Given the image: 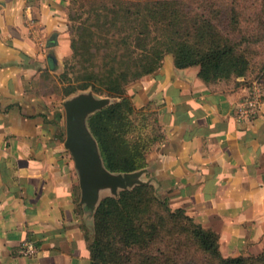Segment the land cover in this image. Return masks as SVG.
<instances>
[{"label":"crops","instance_id":"crops-1","mask_svg":"<svg viewBox=\"0 0 264 264\" xmlns=\"http://www.w3.org/2000/svg\"><path fill=\"white\" fill-rule=\"evenodd\" d=\"M65 3L0 0V264H90L96 208L81 202L64 108L43 95ZM243 79L205 82L198 66L177 68L168 56L134 92L156 111L162 135L131 171L135 185L216 233L224 257L257 250L264 236V96L253 117L239 118ZM105 191L98 201L113 196ZM25 241L34 254H22Z\"/></svg>","mask_w":264,"mask_h":264},{"label":"rangeland","instance_id":"rangeland-1","mask_svg":"<svg viewBox=\"0 0 264 264\" xmlns=\"http://www.w3.org/2000/svg\"><path fill=\"white\" fill-rule=\"evenodd\" d=\"M65 1L63 8L64 27L63 30H60L62 40L57 52V68L55 73L45 76L43 95L58 102L62 109L63 102L72 101L78 97H86L96 101L98 103L97 108L88 112L85 117L86 127L92 133L89 118L97 111L121 99L111 96L105 91H98L91 84L82 86L83 81L80 79L85 74L82 66L87 67L90 71L96 64H102L109 57L116 55L119 57L120 54H124L122 58L125 59L134 57L133 52L135 50L133 47H127L125 51L121 46L119 48L112 46L111 49L115 53L107 56L106 53L109 49H97L93 45L91 46L89 30L82 28L84 24L93 23L97 26L101 24L102 18L96 22V18H98L96 9L105 4L106 0ZM153 1L158 3L163 10L164 15L159 17L163 21L160 23L162 25L167 22L173 23L174 28L167 26L164 32L166 35L183 38L196 27L199 28V31L191 39V42H198L205 54L208 53L210 42L224 43L228 41L234 52L245 58L247 66L240 76H237V72H232L228 78L213 77L214 79L243 77L242 83L247 86L256 83L264 92V0ZM125 8L131 12L136 10L134 5H128ZM141 8H144V5ZM99 12L105 15L108 13L103 12V10H99ZM134 18L133 15L129 16L127 26L130 27L125 31L126 35L128 32L132 34L130 28L134 25ZM99 28L101 29V27ZM103 30L108 33L112 32L111 30L106 31V27ZM79 32H81L82 38L79 36ZM113 34L117 35L116 31ZM154 34L153 31L152 36ZM80 39L86 40L87 44L89 43V51L83 50ZM129 40L132 42L133 37ZM98 41L101 44L106 43L104 39ZM71 44L75 45L78 50L75 51ZM168 56H172V54L165 52L163 59ZM94 69L99 71V67H94ZM142 77L134 79V76L131 75L130 81L125 87V96L129 99L134 110L128 114L122 132H125L128 142L137 147L140 155L146 161L149 151L162 135L157 124L156 111L149 104L140 106V98L134 94L136 85ZM112 173L123 174L125 172ZM137 186H129L125 190H132ZM108 194L109 191L106 190L103 195ZM179 209L181 208L171 206L162 193L154 189L142 188L141 198L138 200L136 210L131 213L130 220L126 221L127 224H125V220L114 222L113 227L109 228V234L111 236L115 234L117 237L110 239L109 236L107 240L104 239V242L106 244L116 242L115 246L121 249V259L116 260L120 262L119 264H220L217 255H213L209 250H204L196 236L198 229L206 232L212 231L202 228L193 222L183 209L184 212ZM131 225L135 226L136 229L133 239L125 237L123 235L125 231L120 233V230H125L127 226L131 227ZM90 236V241L93 242L96 236L94 228ZM262 252H264V236L257 250L236 256L246 257L248 261L258 257ZM249 264L263 263L250 260Z\"/></svg>","mask_w":264,"mask_h":264},{"label":"trees","instance_id":"trees-1","mask_svg":"<svg viewBox=\"0 0 264 264\" xmlns=\"http://www.w3.org/2000/svg\"><path fill=\"white\" fill-rule=\"evenodd\" d=\"M128 5H134L136 10L131 12L125 8ZM142 5L144 8H141ZM100 7L96 9L98 13L96 22L102 18L101 24L99 26L93 23L84 24L82 28L89 30L91 46L93 45L97 49H109L106 53L107 56L115 53L111 49L112 46L116 48L121 46L125 51L127 47H133L135 56L128 59L122 58L124 54H120L122 56L119 55V57L117 55L109 57L102 64L94 66L99 67V71L94 67L89 71L87 67L82 66L85 74L81 76L80 80L83 81L81 85L84 87L91 84L98 91H105L109 95L121 99L92 115L89 118V126L97 141L105 167L112 172H130L146 164L137 147L132 146L125 137V132H122L128 114L134 110L129 99L125 96V87L129 83L131 75L136 79L156 71L164 60L165 52L172 54L177 68L200 66L199 76L205 82H215L216 79L213 77L228 78L232 72H237V76H240L247 63L242 55L234 52L228 41L224 43L210 42L208 53L205 54L198 42H191L199 28L194 27L190 34L183 38L166 35L164 32L167 26L174 28L173 23L167 22L164 25L160 23L163 21L159 18L164 15L163 10L153 0H106L105 4ZM99 10L108 13L101 14ZM130 15L135 16L134 25L130 28L132 34L128 32L126 35L125 31L130 27L127 26ZM157 16L158 18H156ZM104 27H106V31L111 30L112 32H104ZM115 31L117 35L113 34ZM153 31L155 32L154 36H152ZM79 36L82 38L81 32H79ZM131 37H133L132 42L129 40ZM102 39L106 40V43L101 44L98 41ZM80 44L81 47L83 45V50L89 51V43L87 44L86 40L80 39ZM71 47L75 51L78 50L75 45L71 44ZM145 187L153 190L152 186L138 185L132 190L120 191L117 197L106 196L100 200L94 212L93 228L96 236L93 242L90 241V264L120 263L116 260L121 259V249L115 246L116 242L106 244L104 239L107 240L109 236L110 239L117 237L115 234L113 236L109 234V228L114 222L125 220V224H127L126 221L130 220L131 213L136 210L142 188ZM135 230V226L131 225V227L127 226L125 230H120V233L125 231L123 235L133 239ZM196 236L204 250H209L213 255H217L220 264H249L250 260L264 264V252L248 261L246 257L242 256L224 258L218 250L217 234L198 229Z\"/></svg>","mask_w":264,"mask_h":264},{"label":"water","instance_id":"water-1","mask_svg":"<svg viewBox=\"0 0 264 264\" xmlns=\"http://www.w3.org/2000/svg\"><path fill=\"white\" fill-rule=\"evenodd\" d=\"M52 60L55 58L50 55ZM65 111L66 138L65 146L71 152L79 172L81 202L90 210L97 207L99 190H108L116 197L118 190L138 184L137 172L114 174L104 165L97 141L86 127L85 117L94 111L98 103L86 97H78L63 102Z\"/></svg>","mask_w":264,"mask_h":264},{"label":"built area","instance_id":"built-area-1","mask_svg":"<svg viewBox=\"0 0 264 264\" xmlns=\"http://www.w3.org/2000/svg\"><path fill=\"white\" fill-rule=\"evenodd\" d=\"M264 96V92L256 83L250 84L247 86V92L243 100L241 101L240 105L237 109V116L239 118H246L249 119L253 117L259 107L261 105L262 99ZM36 247L33 242L25 241L23 243V248L21 250L22 254L24 255H32L35 253Z\"/></svg>","mask_w":264,"mask_h":264}]
</instances>
